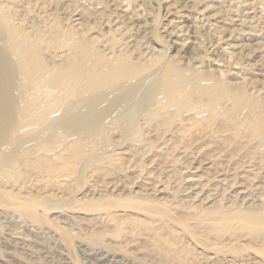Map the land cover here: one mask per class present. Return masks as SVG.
Masks as SVG:
<instances>
[{"label":"rangeland","instance_id":"1","mask_svg":"<svg viewBox=\"0 0 264 264\" xmlns=\"http://www.w3.org/2000/svg\"><path fill=\"white\" fill-rule=\"evenodd\" d=\"M11 36L51 73L85 52L102 79L126 52L148 68L93 93L83 79L74 99L39 75L18 85L0 131V264H101L102 252L120 264H264V0H0V47L19 76ZM170 80L180 89L164 90Z\"/></svg>","mask_w":264,"mask_h":264},{"label":"bare ground","instance_id":"2","mask_svg":"<svg viewBox=\"0 0 264 264\" xmlns=\"http://www.w3.org/2000/svg\"><path fill=\"white\" fill-rule=\"evenodd\" d=\"M128 15V14H127ZM130 15V14H129ZM135 15V14H134ZM6 18V17H5ZM134 18H131V20H133ZM136 22V21H135ZM3 24V23H2ZM141 24V23H140ZM6 25V24H5ZM138 26V25H137ZM135 27H136V25H135ZM139 27H140V25H139ZM141 28V27H140ZM139 28V29H140ZM137 29H138V27H137ZM184 32V31H183ZM193 32V31H192ZM62 34V33H61ZM69 34V33H68ZM67 34V35H68ZM76 34V33H75ZM13 35V34H12ZM79 35V34H78ZM60 36V35H59ZM64 38H65V36H66V33H64ZM8 37V36H7ZM11 37H13V36H11ZM68 37V36H67ZM69 37H71V35L69 36ZM193 37V36H192ZM9 38H10V36H9ZM8 38V39H9ZM73 38H75L74 36L72 37V39H71V43H73L72 42V40H73ZM126 38V37H125ZM67 39H69V38H67ZM78 39H79V37H78ZM82 39V38H81ZM80 39V40H81ZM7 40V39H6ZM13 40H14V42H13ZM13 40L11 39V44L13 43V46H15L16 48H18L17 50L15 49V47L13 48V51H15L16 53L15 54H17L16 56H18L17 58L19 59L18 60V62H19V65L21 66V67H23L24 69H26L27 68V70H26V72H24L23 74H21L23 71H21L20 69H19V72H20V75L18 76V75H15V74H17L18 72H16L15 71V69H13L14 67H16V69L17 68H20V67H18V66H14V65H17V64H15L14 63V67H12L11 66V64L8 62V60L10 59V57H9V55L7 56L6 55V53L1 49V47H0V131H3V129H5V126L7 127L8 126V123H7V121L9 122L10 120H12V119H10V115H12L13 114V108H14V101H15V95H16V91H17V87H18V85H22L23 83H26L27 85L29 84V86L30 85H32V82L34 81L33 79H37V75H39L40 77H42L41 79H42V81H40V82H42L43 83V85H44V87L45 86H47V87H53V86H55L56 88H58V89H55V90H62V92H65V93H67V92H77L78 93V85H80L79 84V82L81 81V80H83V79H86L85 81L87 82V86L86 87H88V90H90V91H92V90H96L97 89V87L98 86H110V85H112V86H114V87H116L117 85L116 84H118V83H120L122 80H126V79H132L133 77L134 78H136L135 76L137 75V76H139V73H144L145 71H146V69L148 68L147 66V68L145 67V66H143V65H139V66H136V67H134V66H132V65H134L133 64V62L131 61V60H128L129 58V55H127L126 53V55L125 54H123L121 57L118 55V60L113 64V62H112V64H111V66H108L107 67V65H106V67H105V69H104V65L102 66V68L104 69V73H102V72H100V75H101V73H102V75L104 74V77H103V79H102V77L101 76H98V74H97V72H95V69H96V67L94 68V66H93V68H92V66H91V68L89 67V65H88V62H89V58H90V60H91V57L89 56V58H87L88 56H84V55H86V52L84 53V55H82L83 56V58L81 59V57L79 56V57H77V56H75V58L76 59H74V60H71L70 62H67V64L68 65H65V66H63V68H62V66H61V69H59L58 71L56 70L54 73H51V71L50 70H46V69H48V68H46L45 67V65H44V63L46 64L47 62L45 61V59H44V61H43V53H42V56L41 57H43L42 58V60L38 57V52H36L37 50V46H30V43H29V45H27L26 44V41L27 40H25V39H23L22 37H20V36H18V37H16V36H14L13 37ZM34 40V39H33ZM32 40V41H33ZM41 41H42V39H40ZM76 40V39H75ZM75 40H73V41H75ZM31 41V40H30ZM31 41V42H32ZM37 41H39V39L37 40ZM65 41V40H64ZM67 41V40H66ZM84 41V40H83ZM124 41V40H123ZM9 42V43H10ZM29 42V41H28ZM35 42V41H34ZM79 42V41H78ZM87 42V41H86ZM125 42V41H124ZM217 42V41H216ZM40 43V42H39ZM38 43V44H39ZM44 43V42H43ZM88 43H90V42H88ZM88 43H86V44H88ZM34 44V43H33ZM68 44H70L69 43V41L67 42V45ZM80 44H82L81 43V41H80ZM84 44V43H83ZM66 45V46H67ZM71 45V44H70ZM69 45V46H70ZM73 45V44H72ZM72 45H71V47H72ZM89 45V44H88ZM92 45V44H91ZM124 45H125V43H124ZM200 45V44H199ZM11 46V45H10ZM30 46V47H29ZM76 46V45H75ZM74 46V47H75ZM79 46H82V45H78V47ZM83 46H85V44L83 45ZM128 46V45H127ZM89 47V46H88ZM91 47V46H90ZM190 47V46H189ZM40 48V47H39ZM44 48V47H43ZM56 48V47H55ZM127 48H129V47H127ZM41 49H42V47H41ZM75 49H76V47H75ZM74 49V50H75ZM84 49V48H83ZM89 49V48H88ZM136 49V48H135ZM137 49H139V48H137ZM11 49H8V51H10ZM39 50V49H38ZM96 50V49H95ZM125 50V49H124ZM127 50V49H126ZM82 51V50H81ZM88 51V50H87ZM92 51H94V50H92ZM75 52V51H74ZM89 52V51H88ZM88 52H87V55H89L88 54ZM97 52H98V50H97ZM100 52V51H99ZM104 52V51H103ZM129 52V51H128ZM78 53V52H77ZM79 53H80V51H79ZM82 53H83V51H82ZM124 53V52H123ZM8 54V53H7ZM71 54V53H70ZM92 53H90V55H91ZM97 54V53H96ZM101 54V53H100ZM121 54H122V52H121ZM41 55V54H40ZM78 55H81V53L80 54H78ZM98 55V54H97ZM97 55H96V57H97ZM101 55H103V53L101 54ZM109 55V54H108ZM92 56V55H91ZM103 56H105V55H103ZM102 56V57H103ZM14 57V56H13ZM92 57H94V56H92ZM101 56H100V58H102ZM77 58H79V59H77ZM98 58V57H97ZM104 58V57H103ZM5 59H8V60H6V62L4 61ZM94 58H92V60H93ZM96 59V58H95ZM12 60H14V59H12ZM92 60H91V62H92ZM141 60H142V58H141ZM15 61V60H14ZM41 61V62H40ZM99 61V60H98ZM105 61H106V59H105ZM104 60L102 61L101 60V62L102 63H100L101 65L103 64V62H105ZM108 61V60H107ZM8 62V63H7ZM94 62H95V60H94ZM109 62V61H108ZM93 63V62H92ZM66 64V63H65ZM108 64V63H107ZM40 65V66H39ZM47 65V64H46ZM88 65V67H86ZM91 65V64H90ZM95 65H97V64H95ZM113 65V66H112ZM38 66L40 67V68H38ZM49 66V65H48ZM57 67H58V65H57ZM57 67H55L56 69H57ZM60 67V66H59ZM29 68V69H28ZM46 68V69H45ZM88 68V69H87ZM145 68V70H143ZM175 68V67H174ZM51 69V68H50ZM98 69H100V68H98ZM102 69V70H103ZM23 70V69H22ZM52 71H53V68L51 69ZM55 70V69H54ZM144 71V72H143ZM177 71V70H176ZM173 72H174V69H173ZM171 73V72H170ZM19 74V73H18ZM172 74V73H171ZM178 74V73H177ZM177 74H176V77H177ZM196 74V73H195ZM195 74L193 75V77L195 76ZM143 75V74H142ZM173 75H175V74H173ZM181 75V74H180ZM179 75V76H180ZM183 75V74H182ZM38 76V77H39ZM141 76V75H140ZM193 77H192V79H193ZM201 77V76H200ZM172 78H175L174 76L172 77ZM168 79H171V78H169L168 77ZM168 79H167V81H168ZM177 79V78H176ZM181 79V77L179 78V80ZM65 81H69L70 82V85H69V87L66 85V86H64L65 88L66 87H68L67 89H65L64 90V88H59L61 85H65ZM101 81H103L102 83H101ZM177 80H170V82H167L166 84H164V86H162L163 88H164V90H178V89H180V88H178V87H180L181 86V84L179 83V81L178 82H176ZM21 82H23L22 84H20ZM38 82V81H37ZM63 82H65V83H63ZM166 82V81H165ZM181 82V81H180ZM35 83V82H34ZM62 83V84H61ZM84 83V82H83ZM125 82H123V84H124ZM182 83V82H181ZM59 84H61L60 86H59ZM122 84V85H123ZM126 84V83H125ZM182 84H184V83H182ZM190 84V83H189ZM39 85H40V83H39ZM84 85V84H83ZM116 85V86H115ZM154 85V84H153ZM186 85H188V83L186 84ZM26 86V85H25ZM29 86H27V87H29ZM129 86V85H128ZM185 86V85H184ZM189 86V85H188ZM20 87V86H19ZM18 87V88H19ZM22 87H23V85H22ZM26 87V89H28ZM33 87V86H32ZM42 87V86H41ZM43 87V88H44ZM85 87V86H84ZM114 87H112V89L114 88ZM125 87V86H124ZM127 87V86H126ZM206 87V86H205ZM211 87V86H210ZM30 88V87H29ZM43 88H40V89H43ZM100 88V87H99ZM103 88V87H102ZM106 88V87H105ZM108 88H110V87H108ZM121 88V87H120ZM176 88H178V89H176ZM183 88V87H182ZM204 88V87H203ZM23 89V88H22ZM152 89V88H151ZM186 89V88H185ZM214 89V88H213ZM19 90V89H18ZM47 91V89H44V90H41V91ZM103 90V89H102ZM107 90V89H106ZM109 90V89H108ZM115 90V89H114ZM182 90V89H181ZM206 91H208L207 89H205ZM28 91V90H27ZM26 91V92H27ZM31 91V90H30ZM39 91V90H38ZM52 91V90H51ZM49 92V94L51 93L52 94V92H54V91H52V92ZM57 91H55V92H57ZM82 91V90H81ZM81 91H79L80 93V95H81ZM110 91V90H109ZM109 91H107V92H109ZM116 91V90H115ZM185 91H187V89L185 90ZM210 91V90H209ZM208 91V92H209ZM220 91V90H219ZM19 92V91H18ZM25 92V91H24ZM40 92V91H39ZM43 92H40V93H43ZM48 92V91H47ZM47 92H44V93H47ZM84 92V91H83ZM82 92V93H83ZM96 92H100V91H96ZM95 92V93H96ZM107 92H105V94H103V92L101 91V94L100 95H96L97 97L96 98H93L94 96H92V95H90L92 98H93V101H91V102H89V100L91 99L92 100V98H90L87 102H89L88 104H89V107H88V114H87V116H85V118H86V123H85V121H84V123H85V127L87 128V129H90L91 131H93V130H97V129H95L96 127H97V125L99 124L98 123V120H100L99 118L104 114H102V112H103V110H102V112H100V111H98L99 109H98V107L100 106V104H102V103H105V100L109 97L108 96V94L106 95V93ZM111 92V91H110ZM124 92V91H123ZM177 92V91H176ZM176 92H174L173 91V94L174 93H176ZM215 92H217V90L215 91ZM30 93V92H29ZM33 93V92H32ZM92 93H93V91H92ZM112 93V92H111ZM187 93V92H186ZM185 93V94H186ZM191 93H192V91H191ZM204 93H206V92H203V94ZM213 92H210L209 94L211 95ZM222 93V92H221ZM20 94L21 93H19V96H20ZM28 94V93H27ZM63 94V93H62ZM84 94V93H83ZM87 94H88V92H87ZM89 94H91V93H89ZM97 94V93H96ZM110 94V93H109ZM116 94H118V93H116ZM183 94V93H182ZM181 94V95H182ZM209 94H207L208 95V97H213V96H209ZM26 95V94H25ZM36 95V94H35ZM45 94H42L41 96V98L42 99H40V100H43V97L45 98L46 96H44ZM57 95V94H56ZM71 95L73 96H75V93L74 94H68V98H73V97H71ZM85 95V94H84ZM84 95H82V96H84ZM115 95V94H114ZM121 95H122V93H121ZM125 95H127V94H125ZM206 95V94H205ZM215 95H216V97H217V95H218V97H220L221 98V96H219V94L217 93H215ZM81 96V97H82ZM108 96V97H107ZM111 96V95H110ZM169 96V95H168ZM22 97V96H21ZM24 97V96H23ZM36 97H38V96H36ZM47 97H50V96H48L47 95ZM66 97H67V95H66ZM65 97V98H66ZM81 97H80V99H77V101L78 100H82L81 99ZM107 97V98H106ZM114 96H111V98H110V100L111 99H113L114 100V98H113ZM126 97V96H125ZM170 97V96H169ZM189 97V96H188ZM216 97H213L212 99L211 98H209V99H211V101L212 100H214V98L216 99ZM217 97V98H218ZM52 98V97H51ZM127 98V97H126ZM16 99H17V96H16ZM56 99V98H55ZM54 99V100H55ZM58 99H61V98H58ZM57 99V100H58ZM74 99V98H73ZM76 99V98H75ZM85 99V98H84ZM87 99V98H86ZM125 99V98H124ZM155 99V98H154ZM173 99H175V98H173ZM177 99V98H176ZM219 99V98H218ZM45 100V99H44ZM48 100V99H47ZM54 100H52V101H54ZM64 100L65 99H63V102H64ZM71 100V99H70ZM109 100V101H110ZM112 100V101H113ZM51 101V102H52ZM85 101V100H84ZM116 101H117V99H116ZM115 101V102H116ZM209 101V100H208ZM216 101V100H215ZM75 101L73 100V103H74ZM114 102V101H113ZM46 103H48V102H46ZM56 103V102H55ZM58 103H60V104H58ZM58 103H56V104H58L59 106L60 105H64V103H62V99H61V102L59 101ZM69 103V102H68ZM66 104V106L67 105H71L70 103L69 104ZM72 103V102H71ZM72 103V104H73ZM123 103V102H122ZM127 103V102H126ZM149 103V102H148ZM44 104V103H43ZM51 104V103H50ZM75 104V103H74ZM74 104H73V106H69V107H75L74 106ZM77 104V103H76ZM80 104V103H79ZM78 104V106H80ZM87 104V103H86ZM108 104V103H107ZM106 104V105H107ZM114 104V103H113ZM143 104V103H142ZM183 104V103H182ZM42 105V104H41ZM53 105V107H54V104H52ZM51 105V106H52ZM84 105H85V103H84ZM96 105H98L97 106V108H96ZM147 105V104H146ZM149 105V104H148ZM239 105H241V104H239ZM22 106V105H21ZM38 106V105H37ZM46 106H47V108H49L50 106H48V105H45V110L46 111H49V110H51V109H53V107L50 109H48L47 110V108H46ZM59 106H56L57 108L59 107ZM95 106V107H94ZM111 106V105H110ZM64 107V106H63ZM68 107V109H69V111H70V108ZM84 107H86V105L84 106ZM21 108V107H20ZM65 109H66V107H64ZM81 108V107H80ZM95 108V109H94ZM67 109V110H68ZM72 109V108H71ZM77 109V108H76ZM107 109H109V107L107 108ZM54 110V109H53ZM52 110V112H50V114L51 113H53L54 115H55V112L57 111H59V110H56L55 112ZM61 110H63L61 113H63L65 110L64 109H62L61 108ZM86 110V109H85ZM110 110V109H109ZM109 110H107V111H109ZM41 111V110H40ZM44 111V106H43V110H42V113H44L43 112ZM83 111V110H82ZM120 111H121V109H120ZM12 112V113H11ZM56 112V113H57ZM85 112H87V111H85ZM41 112L39 113V115L41 116V114H42ZM66 113H68V112H66ZM80 113V112H79ZM82 113H84V112H81V115H82ZM107 113V112H106ZM126 113V112H125ZM36 114V113H35ZM46 114V113H45ZM69 114H71V112L69 113ZM69 114H68V116H69ZM77 114V113H76ZM76 114H75V112H74V117H76ZM110 114V113H109ZM28 115V114H27ZM47 115H49V113H47ZM67 115V114H66ZM86 115V114H85ZM106 115H108V113L106 114ZM116 115V113L114 114V116ZM31 116V115H30ZM45 115H43V117H44ZM51 116H52V114H51ZM63 116V115H62ZM73 115H71V117H72ZM111 116V115H110ZM127 116H128V114H127ZM12 117V116H11ZM24 117V116H23ZM46 117V116H45ZM50 117V115L47 117V118H49ZM64 117H65V114H64ZM73 117V118H74ZM77 117H78V115H77ZM107 117H109V116H107ZM72 118V119H73ZM81 118H83V117H80V115H79V117H78V119H77V122L76 123H78V122H80L81 123ZM124 118V117H123ZM60 119H62V118H60ZM64 119V118H63ZM62 119V120H63ZM68 120H69V118H67ZM75 119V118H74ZM102 119V118H101ZM264 119V118H263ZM42 119H40V121H41ZM56 120H58V119H56ZM56 120H54L53 122H55ZM65 120H66V118H65ZM76 120V119H75ZM113 120V119H112ZM39 121V120H38ZM38 121H36L35 123H37ZM101 121V120H100ZM99 121V122H100ZM108 121V120H107ZM103 122V121H102ZM7 123V124H6ZM34 123V124H35ZM49 123H52V122H49ZM61 123H63V125H65L66 127H72V126H76V123L75 122H73V121H71V120H69V122L68 121H63V122H61ZM83 123V122H82ZM98 123V124H97ZM105 123V122H104ZM103 123V125H105ZM112 123H114V122H112ZM59 124V123H58ZM115 124V123H114ZM113 124V125H114ZM78 125V124H77ZM82 125V126H83ZM106 125H107V123H106ZM112 125V124H111ZM263 125V124H262ZM53 126V125H52ZM56 126V125H55ZM99 126L100 127H98L99 129L101 128V122H100V124H99ZM261 126H259V128H260ZM263 127H264V125H263ZM49 128V127H48ZM73 128V127H72ZM84 128V127H83ZM258 128V130H256V132L258 133V131H260V129ZM51 129V128H50ZM77 129V128H76ZM93 129V130H92ZM98 129V130H99ZM264 129V128H263ZM78 130V129H77ZM5 131V130H4ZM89 131V130H88ZM52 133V132H51ZM92 133V132H91ZM96 134V133H95ZM2 135H3V133H2ZM93 135V134H92ZM96 136V135H95ZM1 139V138H0ZM91 139V138H90ZM84 140V139H83ZM41 145V144H40ZM42 146V145H41ZM150 163V162H149ZM185 163V162H184ZM154 166V165H153ZM154 170V169H153ZM137 174V173H136ZM143 174V173H142ZM157 174V173H156ZM139 176V175H138ZM261 182V181H260ZM155 190V189H154ZM248 195V194H247ZM253 198V197H252ZM254 199V198H253ZM259 199V198H258ZM260 200V199H259ZM262 200V199H261ZM251 211V210H250ZM246 212V211H245ZM255 213H256V210H255ZM255 213H254V211H253V213H249V210H248V212H246V213H244L243 214V216H242V218L243 219H245V221L247 222V223H249L250 225L252 224V223H254V225L255 224H257L258 223V218H257V213H256V215H255ZM264 217V216H263ZM263 217H261L262 219H263ZM250 227H252V225L250 226ZM94 255V254H93ZM98 255H100L99 256V261H100V263L101 264H120L122 261H120V259H117V258H114L113 256H112V254L111 253H103L102 252V254H98ZM94 260V259H93ZM125 261V260H124Z\"/></svg>","mask_w":264,"mask_h":264}]
</instances>
